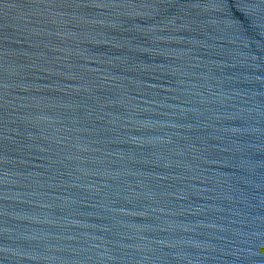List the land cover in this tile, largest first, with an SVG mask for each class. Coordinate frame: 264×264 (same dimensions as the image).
Wrapping results in <instances>:
<instances>
[{
  "label": "water",
  "instance_id": "obj_1",
  "mask_svg": "<svg viewBox=\"0 0 264 264\" xmlns=\"http://www.w3.org/2000/svg\"><path fill=\"white\" fill-rule=\"evenodd\" d=\"M0 264H264V0H0Z\"/></svg>",
  "mask_w": 264,
  "mask_h": 264
}]
</instances>
